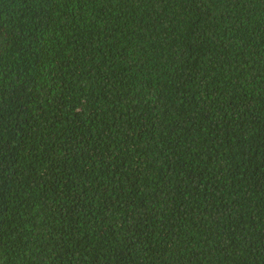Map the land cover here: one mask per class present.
Segmentation results:
<instances>
[{
  "label": "trees",
  "instance_id": "obj_1",
  "mask_svg": "<svg viewBox=\"0 0 264 264\" xmlns=\"http://www.w3.org/2000/svg\"><path fill=\"white\" fill-rule=\"evenodd\" d=\"M0 264H264V0H0Z\"/></svg>",
  "mask_w": 264,
  "mask_h": 264
}]
</instances>
